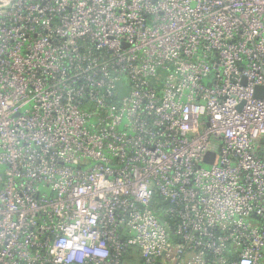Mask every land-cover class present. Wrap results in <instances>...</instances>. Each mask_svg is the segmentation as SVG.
<instances>
[{
  "label": "built area",
  "instance_id": "2783aa9c",
  "mask_svg": "<svg viewBox=\"0 0 264 264\" xmlns=\"http://www.w3.org/2000/svg\"><path fill=\"white\" fill-rule=\"evenodd\" d=\"M0 264H264V0H0Z\"/></svg>",
  "mask_w": 264,
  "mask_h": 264
},
{
  "label": "water",
  "instance_id": "95a60500",
  "mask_svg": "<svg viewBox=\"0 0 264 264\" xmlns=\"http://www.w3.org/2000/svg\"><path fill=\"white\" fill-rule=\"evenodd\" d=\"M260 89H261V87H256V91H257V90H260ZM210 157H213V154L208 153V154H207V159L209 160Z\"/></svg>",
  "mask_w": 264,
  "mask_h": 264
}]
</instances>
